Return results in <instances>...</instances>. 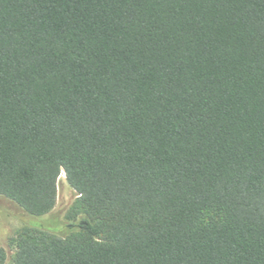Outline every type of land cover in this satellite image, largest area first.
<instances>
[{
  "label": "trees",
  "instance_id": "obj_1",
  "mask_svg": "<svg viewBox=\"0 0 264 264\" xmlns=\"http://www.w3.org/2000/svg\"><path fill=\"white\" fill-rule=\"evenodd\" d=\"M61 174L10 264H264V0H0V197Z\"/></svg>",
  "mask_w": 264,
  "mask_h": 264
},
{
  "label": "rangeland",
  "instance_id": "obj_2",
  "mask_svg": "<svg viewBox=\"0 0 264 264\" xmlns=\"http://www.w3.org/2000/svg\"><path fill=\"white\" fill-rule=\"evenodd\" d=\"M76 198L75 191L68 186L63 174L58 179L55 207L48 215L41 218L28 216L18 206L0 197V247L6 252V264H10L14 253L11 239L20 229L31 225H42L58 234H63L66 230V214Z\"/></svg>",
  "mask_w": 264,
  "mask_h": 264
}]
</instances>
